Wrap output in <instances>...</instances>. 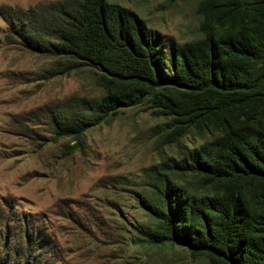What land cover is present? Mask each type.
Segmentation results:
<instances>
[{"label":"trees","instance_id":"16d2710c","mask_svg":"<svg viewBox=\"0 0 264 264\" xmlns=\"http://www.w3.org/2000/svg\"><path fill=\"white\" fill-rule=\"evenodd\" d=\"M198 2L202 38L191 43L107 0L29 13L23 36L67 72L99 75L104 96L83 101L84 113H58L57 138L81 140L146 103L169 120L165 138L180 158L149 170L156 197L144 205L158 224L154 244H177L209 264H264V0ZM207 135L198 149L182 143ZM213 183L224 191L209 193Z\"/></svg>","mask_w":264,"mask_h":264},{"label":"rangeland","instance_id":"374dc122","mask_svg":"<svg viewBox=\"0 0 264 264\" xmlns=\"http://www.w3.org/2000/svg\"><path fill=\"white\" fill-rule=\"evenodd\" d=\"M67 1L81 0H0V264H209L151 241L158 224L144 205L156 197L149 170L180 158L165 138L167 118L146 103L81 140L55 136L58 113H84L83 101L104 96L96 70L67 72L23 36L27 14ZM107 1L179 44L202 38L198 0ZM209 140L182 143L198 149Z\"/></svg>","mask_w":264,"mask_h":264}]
</instances>
